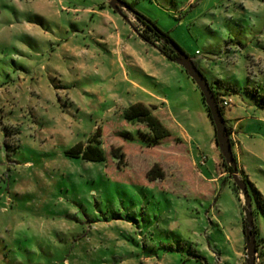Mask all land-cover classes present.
Listing matches in <instances>:
<instances>
[{"label": "rangeland", "instance_id": "1", "mask_svg": "<svg viewBox=\"0 0 264 264\" xmlns=\"http://www.w3.org/2000/svg\"><path fill=\"white\" fill-rule=\"evenodd\" d=\"M41 1L0 0L3 264H247L245 198L234 189L202 92L188 72L181 66L180 73L168 70L151 80L169 95L170 103L154 113L171 135L150 146L146 125L111 109L109 90L127 88L116 84L117 63L65 9L112 8L108 1L50 0L51 12ZM126 1L169 32L217 92L231 91L224 116L253 198L256 264H264V0ZM125 13L172 54L136 14ZM74 43L99 51L102 61L97 55L82 70L76 63L84 56L66 52ZM165 79L167 87L160 83ZM88 86L103 88L104 101ZM100 126L106 160L66 153ZM115 147L125 152L122 162L112 155ZM201 156L208 159L200 168L219 181L198 174L192 157L201 163ZM154 164L163 178H148Z\"/></svg>", "mask_w": 264, "mask_h": 264}, {"label": "crops", "instance_id": "2", "mask_svg": "<svg viewBox=\"0 0 264 264\" xmlns=\"http://www.w3.org/2000/svg\"><path fill=\"white\" fill-rule=\"evenodd\" d=\"M52 2L54 1L52 0ZM41 4L44 9L47 8V10L51 12L52 7H50V0H42ZM65 9L68 11L73 10V12L76 13L74 20L84 22L88 28V33H92L94 35L95 41L97 43L103 44L107 47V55L111 56L113 62L117 63L119 67V75H117V78H115L116 84L124 83V85H127V88L117 89L115 91L116 93H113L111 91L112 89L108 88L110 89L109 94L115 97L114 103H116V105L113 106L115 108H111L116 110L115 115L119 116L121 114L120 112H123V110L128 105L135 102H144L148 105H154L156 108L159 104H165L166 102L170 103V98L168 93L166 94V89L163 88V93L161 94L160 92H157L155 89H153L150 83L152 79H162L163 74L166 73L165 71L171 70V72L176 71L177 73H180V68L182 67L181 65H178V63L175 64L174 60L168 58V56H166V54H164L158 46L141 37L138 31L134 28V23L130 20L128 15L127 17L122 16L113 8L108 6H78L73 8L68 7ZM77 29L79 28H75L76 32L79 31ZM122 30L126 35H128L129 39L133 40L132 42H129L130 40H125L123 38ZM197 51L198 49L196 52ZM66 52H68L75 59H77V57L80 58L84 56L80 62L77 61L76 63L82 70H88L87 68L91 66V63L94 60L96 61L97 55L100 61H102L103 58L102 53L99 51L89 49L87 46H80V44L77 43L67 46ZM107 55H105V57H107ZM168 81L169 79H165L160 83H165L166 85L164 87H167ZM88 89H92L95 91L96 95H100L98 98L99 102L104 101L103 88L88 86ZM225 97H228L232 100L230 94L225 95ZM160 110L161 109L158 111ZM120 124L123 125V123ZM103 126H105V124ZM103 126H100V128ZM235 136V132L232 128L231 138L233 141V150L237 141ZM234 139L236 141H234ZM212 148L215 150L214 142H212ZM203 157H205V155H203ZM203 157L201 156V163H199L196 158L192 157L194 164L197 167L199 166L198 174H200L206 180L219 181L220 175L209 176L203 169L200 168V165H207L208 158L204 160Z\"/></svg>", "mask_w": 264, "mask_h": 264}, {"label": "trees", "instance_id": "3", "mask_svg": "<svg viewBox=\"0 0 264 264\" xmlns=\"http://www.w3.org/2000/svg\"><path fill=\"white\" fill-rule=\"evenodd\" d=\"M128 4L131 7H133L132 3H128ZM136 16L142 23H144L146 25V27L149 30H151L153 32V34L155 36H157L159 39L164 41V47L165 48L168 47L170 49V51L172 52V54L169 53L168 51H166L162 47H159V49L164 54H166V56H168V58L173 60L174 58H176L179 55L178 51L183 52V53L185 52L184 49L173 39V37H171L169 32L162 30L157 25V23L155 21L149 19L148 17H146L145 15H143L142 13H139V12H136ZM133 26L138 31V33L140 34L141 37H143L147 41H150V36H148L144 33H141L135 24H133ZM211 86H212V84H211ZM212 88H213V86H212ZM213 90L216 94V97H217L219 104H220L221 98L223 96L229 95L231 93V91H226L224 93L217 92L214 88H213ZM232 90H233V92H239L240 91L237 88H233ZM202 100L204 103L205 111H206L207 115L209 116V118H210V120L214 126L209 107L205 103L203 95H202ZM263 106H264V104H263ZM220 107H221V110L224 114V107L221 104H220ZM154 108H155V106L148 105L144 102H135V103L128 105L123 111L124 118L127 121H129L131 123H142V124L146 125V127L149 131L147 144H149L150 146L160 144L162 140H164L165 138H167L171 135L170 129L154 113ZM227 127H228V132L230 133V136H231L232 127H230L228 125H227ZM101 136H102L101 128L99 127L97 129V131L95 133H93L88 138V140L86 142L77 143L76 145H74L70 149H68L66 151V153L72 157H82L88 161H104L107 159V157H106L105 149L103 148V142L101 140ZM231 141H232V138H231ZM232 143H233V141H232ZM111 152H112L113 157L116 158L119 162H122L124 160L125 152L123 151V149L121 147H115L112 149ZM225 165L227 166V169L229 171H231V172L233 171V169L230 165H228L227 163H225ZM241 171H243L242 168H241ZM243 173H244V171H243ZM147 176L150 180H156L159 178H163L164 171L159 164H154L152 166V168L148 171ZM235 188L237 189V186L235 187V184H234V189ZM237 192H238L237 195L240 198L239 190H237ZM262 254L264 256L263 251H262ZM4 257H5L4 259L0 258V264L8 262L7 254H4Z\"/></svg>", "mask_w": 264, "mask_h": 264}, {"label": "water", "instance_id": "4", "mask_svg": "<svg viewBox=\"0 0 264 264\" xmlns=\"http://www.w3.org/2000/svg\"><path fill=\"white\" fill-rule=\"evenodd\" d=\"M109 5L120 15L126 16L123 10H130L134 14L137 11L131 7L126 0H107ZM175 47V46H174ZM179 55L173 60L180 64L198 85L204 96L205 103L209 107L212 121L216 131V143L218 144L225 162L233 169L231 175L234 183L237 185L245 198V221L247 223L244 232L247 244V264H256L258 254V240L256 232V222L253 209V198L250 192L248 182L240 176V169L233 150L230 133L226 124L225 116L221 110L216 94L205 74L198 67L196 62L186 52L178 51Z\"/></svg>", "mask_w": 264, "mask_h": 264}, {"label": "built area", "instance_id": "5", "mask_svg": "<svg viewBox=\"0 0 264 264\" xmlns=\"http://www.w3.org/2000/svg\"><path fill=\"white\" fill-rule=\"evenodd\" d=\"M231 103H232V100H231L230 98L225 97V96H223V97L221 98V102H220V104H221L223 107L230 106Z\"/></svg>", "mask_w": 264, "mask_h": 264}, {"label": "flooded vegetation", "instance_id": "6", "mask_svg": "<svg viewBox=\"0 0 264 264\" xmlns=\"http://www.w3.org/2000/svg\"><path fill=\"white\" fill-rule=\"evenodd\" d=\"M124 12H125V10H123ZM256 229V228H255ZM256 232H257V229H256ZM257 234H258V232H257ZM258 236V235H257Z\"/></svg>", "mask_w": 264, "mask_h": 264}]
</instances>
